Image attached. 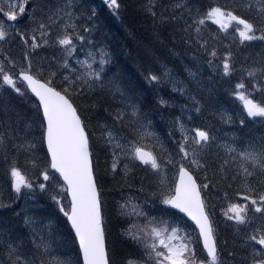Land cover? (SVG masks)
Returning <instances> with one entry per match:
<instances>
[{
	"label": "snow or ice",
	"instance_id": "1",
	"mask_svg": "<svg viewBox=\"0 0 264 264\" xmlns=\"http://www.w3.org/2000/svg\"><path fill=\"white\" fill-rule=\"evenodd\" d=\"M106 2L113 10L119 8L117 0ZM259 5L258 22L241 16L233 8L217 5L210 6L206 11L199 8L194 10L182 0H175L172 9H186V20L182 13L165 16L163 11L157 19L153 0H149L144 8L154 24H165L169 20L183 21V26L179 29L184 33L183 42L188 46L196 44L207 52L209 41L218 38L211 34L208 38L203 36L208 21L225 33L230 27H234L241 43L264 41V0H259ZM244 6L249 9L253 7L251 3ZM75 7L74 0H64L63 3L58 0L55 6L49 0H0V41L11 34L9 30L16 28L17 23L25 18L28 21L23 31L17 28L15 32L25 45L23 61L26 66L24 63L18 65L17 61L5 56L4 60L10 65V70L6 71L0 61V88L11 89L21 96L30 92L35 97L38 103L33 102L34 122L39 126V134L28 142V147L36 149L34 141L37 140L46 146L43 159L33 153L27 160L35 170V181L19 167L15 158L8 163L7 153L4 156L6 175L9 177L11 190L17 195L23 188L33 191L38 188L41 193L49 194L74 233V240L78 243L77 264H116L114 252H110L108 245L99 178L92 160L95 126L86 120L76 105L78 98L94 94L98 88L103 90L105 87V65L109 63V55L103 48L89 50L84 59L74 55L78 42L93 44L83 34L90 33L92 26H78L74 22L84 19L83 13L75 16ZM94 16L95 12L87 20L91 21ZM54 30L56 34L52 40ZM258 31L259 36L256 35ZM50 42L59 48L60 57L53 56L47 68L43 66V62L34 66L32 56L35 50L49 46ZM79 47L83 51L82 43ZM208 54L215 58L217 51L213 47ZM230 55L229 53L223 59L225 75L231 71ZM213 62L209 60V66ZM17 68L18 72L11 71ZM257 73L264 76V64L247 71V75L253 78ZM168 75V70L165 69L164 76ZM161 78L151 72L145 76L149 83H159ZM107 84L114 96L119 94L120 103L124 105L111 113L115 123L120 124L125 120L128 109L134 118L128 121L133 138L118 131L115 126L100 125L102 131L98 140L102 142V146H111V171L118 170L121 156L150 166L153 174L160 177L152 197L165 206L159 209V216H154L143 211L139 205H132L129 215L134 216L137 222L130 224L128 229L123 230V234L140 245L143 253L139 259L130 256L124 258L121 264H226L222 259L226 250L221 248L218 229L213 220L215 205L210 204L203 193L223 190L218 184L224 181H229L226 187L231 188L232 182L237 180L240 181L235 192L238 200L233 202L229 193L224 190L223 198L227 207L221 209V214L226 221L234 222L232 227L238 233L241 231L239 226L248 231L240 237L242 252L239 259L235 249L227 250V256L232 258V264H264V137L259 144L253 142L242 146H237L234 140L231 144L219 145L217 151L213 152L215 136L199 127L186 128L180 118H175L173 123L177 127L168 133L169 137H173L172 150L163 149L157 134L150 131L152 122L147 120L146 115H141L140 108L132 97L114 79H109ZM255 87L254 83L253 88ZM173 90L183 91L177 88ZM232 94L243 102L248 117L264 118V101L257 102L250 98V94H246L245 83H236ZM160 103L165 104L166 101L161 99ZM196 111H200L199 107ZM244 123L241 119L240 124L243 126ZM31 126L30 124L29 127ZM177 130L179 139L174 138ZM17 131L12 130V139L16 138ZM2 139L0 136V140ZM158 147L162 149L160 154L154 150ZM220 149H223V154ZM169 168L172 170L171 177L167 174ZM209 173L218 178V183L209 178ZM57 174L62 183L57 181ZM53 181L57 183L50 191L49 184ZM129 203L130 201H125L120 206L121 209L127 208ZM250 208H254L259 217H249ZM185 217L194 226L191 231L179 226L182 221L187 223L184 221ZM173 218L174 225L170 223ZM24 224L31 230L28 240L11 229H5L0 234V250L6 257V261H0V264H66V261L53 254L55 249L50 239L51 232L45 236L44 229L36 227L35 221L27 216ZM223 243L227 245L228 242L225 240Z\"/></svg>",
	"mask_w": 264,
	"mask_h": 264
},
{
	"label": "trees",
	"instance_id": "2",
	"mask_svg": "<svg viewBox=\"0 0 264 264\" xmlns=\"http://www.w3.org/2000/svg\"><path fill=\"white\" fill-rule=\"evenodd\" d=\"M75 1L79 3L81 13L84 15V19H80V26H92L90 33L83 34L90 41H94L93 50L103 48L109 55V63L105 65V87L103 90L98 88L94 94L78 98L76 105L86 120L95 126L92 137V158L94 163H98V160L102 162L100 167L95 164L94 169L99 178L108 245L110 252H114L113 259L116 264H121L124 258L130 256L139 259L143 253L140 245L123 234V230L137 222L134 216L129 215L132 209L131 202L135 200L137 205L144 207L143 211L154 216H159V209L164 206L152 197V192L156 190L159 179L151 170L144 169L137 163L132 164L131 168L127 167L126 177L125 170L112 174L109 170V161H112L111 146H102V142L98 140L102 131L100 125L115 126L118 131L133 138L132 128L128 126V121L134 118L131 117V110L128 109V116L125 120L120 124L115 123L111 113L117 108H123L124 105L120 103L119 94L115 96L112 94L107 81L114 79L125 93L132 97L133 102L138 104L141 115H146L147 120L152 122L150 131L157 134L163 149L172 150L173 137H169L168 133L175 128L173 123L175 118H180L189 129L199 127L215 136L216 140L212 144L213 152L217 151L219 145L231 144L234 140L237 146L253 142L259 144L261 138L264 137V118L248 117L243 102L232 92L236 83L243 82L246 86V94H250V98L257 102L264 101V76L259 73L254 78L247 75L249 69L260 68L264 64V41L254 40L241 43L234 27H230L225 33L220 31L217 25L208 21L203 36L208 38L211 34L218 38L209 41L206 52L196 44L188 46L183 42L184 33L179 31L183 26V21L169 20L165 24H154L144 8L147 0H124L132 10L138 12L137 22L129 21L128 13L119 9L113 10L109 5L103 6L98 0ZM156 1L164 3L161 7L155 5L157 19L162 11L165 16L182 13L185 20L187 19L186 9L181 12L171 11L175 0H169L168 3L164 0ZM182 2L189 3L194 10L199 8L206 11L210 6L220 5L233 8L238 14L250 20L258 22L259 18V0H182ZM247 3H251L253 7L251 9L245 7ZM93 12L95 16L88 21L87 17ZM27 22L24 21L19 24L21 26L16 25V28L10 29L11 34L1 44L4 48L0 49V61L3 62L6 71L10 70V65L4 60L7 56V49L14 48L18 44L16 42H19L20 53L25 50V45L15 35V32L17 28L23 31ZM132 24L135 26L130 29ZM55 32L56 30L52 34ZM147 35L151 39H147L145 37ZM256 35L259 36L260 32L258 31ZM112 37H117L119 42L112 40ZM213 47L217 51L215 58L208 54ZM44 53L50 55L52 52L47 49ZM229 53L231 54L229 57L231 71L225 75L223 59ZM44 58L40 55L36 59V53L33 54L34 66L41 64ZM209 60L214 61L211 66L208 64ZM19 63L17 62L18 65ZM24 64L26 65V62ZM43 65L45 68L48 66L47 63ZM165 69L168 70V76H164ZM16 70L18 68L11 69L13 72ZM149 72L160 75L161 81L149 83L145 79ZM254 83L255 88H253ZM174 88L183 89V91H174ZM161 99L166 103L161 104ZM27 103L28 106H25ZM173 104L181 105L182 108L175 109ZM85 106H87L86 110ZM197 107L200 109L199 112L196 111ZM34 119L33 100L28 93L26 96H21L11 89L0 88V136L3 137L0 140V234L5 229H11L14 233L25 237L26 240L30 239L31 230L24 224V218L27 216L35 221L36 227L44 229L45 236L51 232L50 239L55 249L54 255H58L66 261V264H77L78 250L73 236L65 217L57 210L49 194L41 193L38 188L35 191L23 188L17 195L11 190L9 177L6 175L7 164L4 156L7 153L8 163L15 158L19 167L28 172L29 178L35 181V170L27 163V160L33 153L43 159L45 150L38 140L34 141L37 144L36 149L28 147V142L33 141V137L39 134V126ZM241 119L245 121L243 126L240 124ZM30 124L31 127H29ZM13 129L18 130L15 133V139H12ZM174 138L179 139V136L174 133ZM13 145H23V147L17 148ZM154 150L158 154L162 151L159 147ZM220 152L223 154V149H220ZM119 166L123 168V164L119 163ZM168 172L172 174L171 168ZM208 175L214 183H218L217 177H213L211 173ZM228 182L218 184V187L223 190L206 191L203 195L210 204L215 205L213 220L218 229L221 248L226 250L222 259L226 264H232V258L227 256V250H237V259H239L242 252L240 237L243 231L238 233L232 227L234 222L226 221L221 214V209L227 207V202L223 198L224 190L229 193L233 202L238 200L235 192L240 181L232 182L231 188L226 187ZM52 186L50 183V191ZM133 194L135 196L131 197ZM125 201H130V203L127 208L121 209L120 206ZM239 202L243 203L242 200ZM10 214H14L15 217L10 219ZM127 222L128 227L124 224ZM173 222H175L174 218L170 223L174 225ZM179 226L190 228L183 221ZM225 240L228 242L227 245L223 243ZM0 261H6L2 250H0Z\"/></svg>",
	"mask_w": 264,
	"mask_h": 264
},
{
	"label": "bare ground",
	"instance_id": "3",
	"mask_svg": "<svg viewBox=\"0 0 264 264\" xmlns=\"http://www.w3.org/2000/svg\"><path fill=\"white\" fill-rule=\"evenodd\" d=\"M92 1V0H91ZM118 1V4H119V10H121L122 12H125V13H128L129 15H130V18H129V21L131 20V21H134V22H137V20H138V17H136V14L138 13V12H136V11H134V10H132L126 3H125V1L124 0H117ZM156 0H153V2L155 3V5L157 6V5H159V7H161L162 5H164V3H161L160 1H156ZM166 3H168L169 2V0H164ZM58 2V0H49V3H51L53 6H55V4ZM59 2L60 3H63L64 2V0H59ZM149 3V0H147L146 1V4H148ZM161 9H163V8H161ZM29 11H31V4L29 5ZM171 11H173V9H172V6H171ZM182 10H176V11H174V12H181ZM80 13H81V10L80 9H77V8H75L74 9V14H75V16H79L80 15ZM150 16V15H149ZM151 17V16H150ZM152 18V17H151ZM24 21H27V18H25L24 20H22V21H20L19 23H17V25H19V24H21V23H23ZM19 26H21V25H19ZM135 26V24H132L131 26H130V29L132 28V27H134ZM55 34H56V32L54 33V34H52V40H54L55 39ZM147 39H151L150 38V36L149 35H147V36H145ZM112 40H114L115 42H119V39L117 38V37H112L111 38ZM4 41V40H3ZM3 41H0V49L1 48H4V46L3 45H1L2 44V42ZM18 43V44H17ZM16 46H14V48H6L7 49V57H9V58H11V59H13V60H15V61H17V62H21L22 60H23V53H24V50H23V52L22 53H20V51H21V49H20V44H19V42H16ZM48 48V50L50 51V52H52V54H53V56H55V57H57V53H56V51L55 50H53V49H58V47H56V46H53V44L50 42V45L49 46H43V47H41L40 49H37V50H35V52H34V54L36 53V54H38V53H41V52H43L44 50H46ZM56 49V50H57ZM6 51V50H5ZM149 51V50H148ZM146 56V55H145ZM147 57V56H146ZM133 59H135V58H133ZM28 95L32 98V100H33V102H37L38 103V101H36L35 100V98L31 95V93L30 92H28ZM25 106H28V103L25 105ZM98 165L99 167H100V165L102 164V162H100V160H98V163H94V160H93V165ZM117 183H118V181H117ZM15 216H14V214H10V219H12V218H14Z\"/></svg>",
	"mask_w": 264,
	"mask_h": 264
},
{
	"label": "rangeland",
	"instance_id": "4",
	"mask_svg": "<svg viewBox=\"0 0 264 264\" xmlns=\"http://www.w3.org/2000/svg\"><path fill=\"white\" fill-rule=\"evenodd\" d=\"M76 6H77V4H76ZM76 21H78V23L76 22ZM78 26H80V20H75L74 21ZM83 44V51H81L80 50V47H79V45L80 44ZM53 46H55L54 44H53ZM57 49V48H56ZM56 49H53V50H55L56 51V53H57V58H59L60 57V55H61V53H60V50H59V48L56 50ZM89 50H92L91 49V45H89L87 42H78V47H77V52L74 54L76 57H78L79 59H84L85 58V56H86V53L89 51ZM45 60L47 61V63H50V62H52V59L50 60V59H46L45 58ZM20 63H23V62H20ZM26 66V65H25ZM73 66H75V64H74V61H73ZM59 79V78H58ZM185 94V93H184ZM183 94V95H184ZM183 95H181V96H183ZM184 99L186 100V101H188V99L186 98V97H184ZM173 106L175 107V109H178V110H180L181 108H182V106L181 105H175V104H173ZM173 109V108H172ZM183 124H184V126L186 127V125H185V123L183 122V121H181ZM176 125H175V128H173V129H176ZM187 128V127H186ZM213 131H214V129H212ZM175 133H176V135L177 136H179L180 134H179V131L177 130V131H175ZM194 134V133H193ZM225 144V143H224ZM122 158V163H126L125 165H127V167H128V164H133L134 163V161L131 159V158H128V159H125L124 157H120V159ZM129 161V162H128ZM125 165H124V170H125ZM149 169L150 170H152L151 168H150V166H149ZM153 171V170H152ZM112 174V173H111ZM168 174V176L169 177H171V173H167ZM58 181V180H57ZM57 181H53L52 183H51V189L55 186V183H57ZM59 182V181H58ZM65 203H67V201H66V199H65ZM56 208H57V210H59L58 209V206L56 205ZM174 224H175V222H173ZM190 231V230H189Z\"/></svg>",
	"mask_w": 264,
	"mask_h": 264
},
{
	"label": "water",
	"instance_id": "5",
	"mask_svg": "<svg viewBox=\"0 0 264 264\" xmlns=\"http://www.w3.org/2000/svg\"><path fill=\"white\" fill-rule=\"evenodd\" d=\"M102 3H104V4H106L107 2H106V0H100ZM32 95V94H31ZM34 97V96H33ZM35 98V97H34ZM45 149H46V146H45ZM58 175V174H57ZM61 182H63L62 180H61ZM183 215V214H182ZM191 222V221H190ZM192 223V222H191ZM69 225V224H68ZM69 227H70V225H69ZM74 234V233H73Z\"/></svg>",
	"mask_w": 264,
	"mask_h": 264
}]
</instances>
